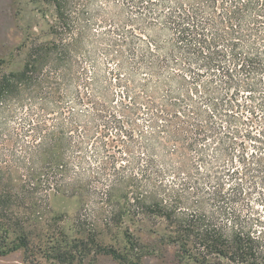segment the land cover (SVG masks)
<instances>
[{
  "label": "trees",
  "instance_id": "16d2710c",
  "mask_svg": "<svg viewBox=\"0 0 264 264\" xmlns=\"http://www.w3.org/2000/svg\"><path fill=\"white\" fill-rule=\"evenodd\" d=\"M48 1L54 38L2 77L0 97L51 111L37 146L55 189L91 196L87 173L112 170L102 200L123 189L131 207H158L201 262L264 264L252 211V197L264 205V0ZM160 165L180 189L163 177V199L129 190Z\"/></svg>",
  "mask_w": 264,
  "mask_h": 264
},
{
  "label": "rangeland",
  "instance_id": "374dc122",
  "mask_svg": "<svg viewBox=\"0 0 264 264\" xmlns=\"http://www.w3.org/2000/svg\"><path fill=\"white\" fill-rule=\"evenodd\" d=\"M56 22L48 0H0V81L23 70L35 44L53 40ZM10 99L0 97V264H235L213 254L201 262L196 251L174 240L177 227L152 211L158 207H131L123 189L104 202L102 178L112 170L87 173L97 176L87 189L91 196L58 192L51 181L52 153L37 146L39 125L43 132L52 128L51 111L31 100L22 105L16 95ZM137 172L144 181L128 187L134 192L163 199V177L181 187L176 174L163 176V165L147 172L152 182ZM252 203V211L264 216V205L255 197Z\"/></svg>",
  "mask_w": 264,
  "mask_h": 264
}]
</instances>
